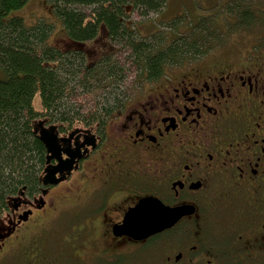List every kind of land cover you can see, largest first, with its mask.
I'll use <instances>...</instances> for the list:
<instances>
[{"label": "flooded vegetation", "instance_id": "obj_1", "mask_svg": "<svg viewBox=\"0 0 264 264\" xmlns=\"http://www.w3.org/2000/svg\"><path fill=\"white\" fill-rule=\"evenodd\" d=\"M255 45L163 66L70 124L35 118L33 133L54 125L58 146L53 156L43 144L35 185L0 206V260L264 264V42ZM46 167L54 181H43ZM144 198L177 216L128 234L124 218Z\"/></svg>", "mask_w": 264, "mask_h": 264}, {"label": "trees", "instance_id": "obj_2", "mask_svg": "<svg viewBox=\"0 0 264 264\" xmlns=\"http://www.w3.org/2000/svg\"><path fill=\"white\" fill-rule=\"evenodd\" d=\"M27 1L0 0V206L22 184L31 187L37 181L44 146L33 133L35 118L48 114L70 124L84 114L72 100L98 89L104 92L99 103H117L126 60L141 80L163 66L195 59V52H207L221 34L208 19L187 30L189 36L181 35L174 21L167 30L141 34L131 12H160L166 0H33L53 17L42 14L33 23L15 12ZM228 1L230 15L223 16L233 27L255 28L264 22V0ZM55 26L65 32L66 46L50 41ZM36 93L39 107L34 105Z\"/></svg>", "mask_w": 264, "mask_h": 264}, {"label": "rangeland", "instance_id": "obj_3", "mask_svg": "<svg viewBox=\"0 0 264 264\" xmlns=\"http://www.w3.org/2000/svg\"><path fill=\"white\" fill-rule=\"evenodd\" d=\"M31 1L33 0H28L20 10L15 11L23 16L26 23H33L39 18V15L42 14L47 17L48 20H52L53 17L47 14L48 11L39 5V1ZM228 2V0H166V5L162 11L142 16L138 14L136 9H134L130 14V18L140 25L141 34H147L150 31L161 32L160 30H167L169 27L168 22L174 21L175 28L177 30H183L181 35L187 36L190 35V31L187 30L191 29L194 25H201V22L206 21L207 19L211 20V22L215 24L216 30L219 29L221 32V34L216 35V38L219 40H215L214 44L211 46L208 45L210 48H208L207 52H195V55L198 57H202L211 51H213L211 53L212 56L219 55L222 52L231 54L238 46L240 50H243L246 46L247 49L253 47V51H256L258 45L255 44L258 43L260 45L264 42V22L257 24L258 27L255 28L233 27L234 24H230L224 18L226 15H230V9L227 8ZM223 14L225 16H223ZM229 21H231V19H229ZM168 33L171 36L173 35L170 32ZM50 41L57 46H66L68 43L65 37V32L62 29H59L58 26H55L51 31ZM249 44H252V47H248ZM125 53H121L122 55L119 54V56L123 57ZM121 60H123V58ZM125 66H127V69L124 70L125 78L122 84L119 85L120 91L124 87H128L129 83L138 81L135 68L131 65L130 60H126ZM0 76H3L1 70ZM103 94L104 92H101L98 89L94 90L93 93L79 94L72 101L81 104V109L84 113H89V108H92L91 104L93 101L96 100L102 102V98L104 97ZM34 105L35 107H39L38 93H36L34 97ZM3 257L4 259L3 261L0 260V264H8L9 262L6 254L3 255Z\"/></svg>", "mask_w": 264, "mask_h": 264}, {"label": "water", "instance_id": "obj_4", "mask_svg": "<svg viewBox=\"0 0 264 264\" xmlns=\"http://www.w3.org/2000/svg\"><path fill=\"white\" fill-rule=\"evenodd\" d=\"M41 124L42 120L35 121L33 131L36 132V126H40ZM54 128V125H50L48 128H40L37 134L38 138L43 142L46 151L50 152L53 156H55L58 146ZM61 164L63 163L59 162L58 165ZM55 168H45L46 175L43 181H54ZM153 203L150 198H144L139 201L134 209L126 214L124 228L128 234L145 236L168 225L176 218L177 211L162 206L161 204L156 207Z\"/></svg>", "mask_w": 264, "mask_h": 264}]
</instances>
